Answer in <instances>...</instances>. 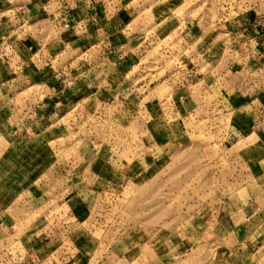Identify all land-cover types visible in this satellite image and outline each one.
Returning <instances> with one entry per match:
<instances>
[{
  "label": "rangeland",
  "instance_id": "obj_1",
  "mask_svg": "<svg viewBox=\"0 0 264 264\" xmlns=\"http://www.w3.org/2000/svg\"><path fill=\"white\" fill-rule=\"evenodd\" d=\"M102 2L123 14L112 41L27 58L39 73L11 81L33 85L17 94L31 122L0 138V253L23 240L92 263L228 264L219 241L254 234L264 264V0ZM164 19L175 24L161 32ZM196 52L201 65L184 73L180 58ZM51 85L73 89L57 118L36 121L29 102ZM18 109H4L11 123Z\"/></svg>",
  "mask_w": 264,
  "mask_h": 264
},
{
  "label": "crops",
  "instance_id": "obj_2",
  "mask_svg": "<svg viewBox=\"0 0 264 264\" xmlns=\"http://www.w3.org/2000/svg\"><path fill=\"white\" fill-rule=\"evenodd\" d=\"M45 1L46 0H0V138L3 137L4 139H10L14 136V134L20 135L23 133H29L25 129H20L22 124H25L24 128H27V124L31 122L26 118L25 112H23L22 109L25 108L23 106L28 107V101H26V99H21L20 102L17 98V94L20 95L22 92L29 90L33 85L23 86L21 84L17 85L11 82L18 73H20V76H23L22 74L24 73H28L27 75L31 76L30 73L32 71L34 72V70L28 71V69H26V65H28V61H26L27 49L24 47L32 46L42 52L44 57L48 55L50 58H53L55 56L57 57L59 54L65 53L67 58L68 55L72 54L73 56L75 51L76 53L83 51L84 49L86 51H90V47L86 48L85 45L90 41L88 39H84V37H92L93 34H98L99 36L106 35L104 38L112 41L114 36H117V32H119L118 21H121V17L123 15L119 7L113 6L111 8L113 12L111 13V10H109L110 6H102L99 2H96L97 0H70L68 6H44ZM108 12L111 13V15ZM14 13L19 19H24L25 21L30 22L34 30L31 35L25 38L23 43L11 41L6 47H3V44H6V39L9 38L11 23H13L14 20ZM64 20L68 22L73 29L71 32H63L64 29L62 24ZM187 21L188 20L183 19V21L180 22V25L183 23L182 29H189L190 26L187 24ZM161 22L164 26L161 28V32L168 30L173 24H175L174 21H170V24H168L165 19ZM232 23H234L233 20ZM38 27L44 28V31L42 33H38ZM76 27L77 29L75 30ZM78 27L80 29H78ZM74 30L80 31L81 34L76 35V32H73ZM187 38L189 39L190 37ZM59 48L62 50L57 51ZM201 55L202 54H199V52H196L195 55L193 54L191 57H181L180 62H182V68L180 70H183L185 73L186 70H188L187 66L190 63L191 68L197 66L199 67L203 61V57ZM77 56L80 57L81 55ZM149 57L150 55L147 56V58ZM90 58V52L87 56H84V59H88V62L86 63L88 65L92 62ZM10 61L16 62V66H9L8 63L10 64ZM192 61L195 63L192 64ZM122 65L123 64L121 62L117 61L110 73L121 74V72H123ZM87 69L88 73H91V67ZM18 70H20V72ZM202 78H205V76H202L201 79ZM166 80L169 81L168 78ZM76 86L77 85L75 84L73 88ZM51 88L54 89L52 86ZM73 88H67L66 90L68 91L62 96L58 93H52V95L47 96L44 102L36 103V100L32 101L30 99L31 101L29 102V105L34 107V110H37L35 114V116H37L35 117L36 121H40L43 118H45L46 121L57 118V115L53 114V109L61 107L64 103L68 102V99L65 97L69 95L70 89L72 90ZM249 103L260 105V100L254 98L249 100L248 104ZM9 107L11 110H15L16 107H19V109L16 110L18 112L15 111L17 115L14 114L15 118L13 119V123L10 122L11 116H6L4 113V109H9ZM246 113L252 119H255L256 113L253 110H249ZM7 123L12 125L4 129L2 126ZM248 124H250V121H248ZM257 136L261 140H264V134H259ZM1 217L2 216H0V230H3L5 228L3 227L5 218ZM256 237L257 236H254V234H250L241 241L238 240L236 243L227 242V244H224V242L220 240V244L217 247L223 252L224 257H238L236 262L234 258V261H228V264H256V260H259L260 258L258 251H261L262 253L261 247L263 246L262 241ZM8 238L9 237H7V239ZM20 243L22 245L21 252H32L42 258H44V256L49 257L53 255L51 253L45 254L41 249L34 248L31 243H26L23 240ZM4 244L5 246H8L6 243ZM35 245H37L36 242ZM3 252H7L11 255H13V253L7 250L0 253V264H8L7 262L2 261ZM21 252H18L17 255H20ZM78 256L82 258H76L77 256H73L72 258H74V262H72V264H81V260H86L87 264H105L104 261L98 259L94 263L90 262V260H92L91 255L88 258L87 256L80 254H78ZM41 260L46 259L44 258ZM253 260L255 261L252 262Z\"/></svg>",
  "mask_w": 264,
  "mask_h": 264
},
{
  "label": "built area",
  "instance_id": "obj_3",
  "mask_svg": "<svg viewBox=\"0 0 264 264\" xmlns=\"http://www.w3.org/2000/svg\"><path fill=\"white\" fill-rule=\"evenodd\" d=\"M70 0H46L44 3V6H68ZM72 1V0H71ZM101 0H97V2H100ZM102 6H105V4L102 2L100 3ZM21 6V5H17ZM42 6V4H41ZM14 20L13 23H11V30L9 33V38L6 39V44H3V47H6L11 41L12 42H22L27 38L30 34L29 32L33 29V26L30 22L25 21L24 19H19L15 13H14ZM62 27L64 31L71 32L73 29L71 28L70 24L64 20ZM44 29L42 27L37 28L38 33H42ZM74 32V31H73ZM27 49V58L36 59L35 56L37 55V58L45 59L42 55V52L38 51V49L33 48L32 46H26L24 47ZM2 51V50H1ZM23 51V50H22ZM40 55V57H39ZM53 56V55H52ZM26 58V59H27ZM52 58V57H51ZM53 58H56L53 57ZM36 67V66H35ZM54 69V68H53ZM35 73H39L38 67L34 70ZM54 73H59L58 69L53 70ZM63 72V71H62ZM55 76V75H54ZM54 89L56 85H51ZM71 88V87H69ZM68 88V89H69ZM67 89V88H66ZM56 93H65L68 90H65L63 88L61 89H55ZM65 91V92H64ZM71 93V89L70 92ZM60 94V95H61ZM66 94V93H65ZM11 256V257H10ZM46 260H41V259ZM44 258L35 255L32 252H24L20 255H11L7 252H3V262H7L8 264H72L74 262V258L70 256H56L52 255L49 257L44 256ZM81 264H87L86 260L80 261Z\"/></svg>",
  "mask_w": 264,
  "mask_h": 264
}]
</instances>
